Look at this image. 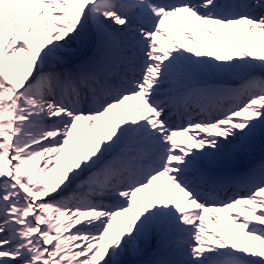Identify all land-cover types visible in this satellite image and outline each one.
I'll return each instance as SVG.
<instances>
[{"label":"snow or ice","instance_id":"snow-or-ice-1","mask_svg":"<svg viewBox=\"0 0 264 264\" xmlns=\"http://www.w3.org/2000/svg\"><path fill=\"white\" fill-rule=\"evenodd\" d=\"M0 264H264V0H0Z\"/></svg>","mask_w":264,"mask_h":264}]
</instances>
